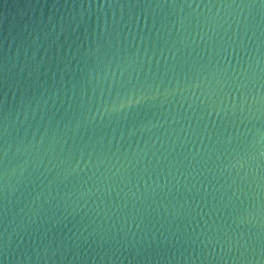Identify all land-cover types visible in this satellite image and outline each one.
<instances>
[{
  "label": "water",
  "instance_id": "1",
  "mask_svg": "<svg viewBox=\"0 0 264 264\" xmlns=\"http://www.w3.org/2000/svg\"><path fill=\"white\" fill-rule=\"evenodd\" d=\"M0 264H264V0H0Z\"/></svg>",
  "mask_w": 264,
  "mask_h": 264
}]
</instances>
